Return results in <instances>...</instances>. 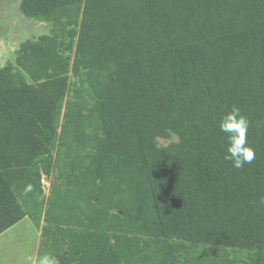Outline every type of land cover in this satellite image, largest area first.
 Instances as JSON below:
<instances>
[{
	"label": "trees",
	"instance_id": "1",
	"mask_svg": "<svg viewBox=\"0 0 264 264\" xmlns=\"http://www.w3.org/2000/svg\"><path fill=\"white\" fill-rule=\"evenodd\" d=\"M18 8L50 27L0 66V234L31 219L34 264H264V0Z\"/></svg>",
	"mask_w": 264,
	"mask_h": 264
},
{
	"label": "rangeland",
	"instance_id": "2",
	"mask_svg": "<svg viewBox=\"0 0 264 264\" xmlns=\"http://www.w3.org/2000/svg\"><path fill=\"white\" fill-rule=\"evenodd\" d=\"M19 0H0V66L12 61L20 42L47 33L49 24L25 17L18 8ZM172 139H175L174 137ZM159 144L169 140L158 138ZM44 195L49 180L42 176ZM40 240V229L24 217L0 235V264H34Z\"/></svg>",
	"mask_w": 264,
	"mask_h": 264
},
{
	"label": "clouds",
	"instance_id": "3",
	"mask_svg": "<svg viewBox=\"0 0 264 264\" xmlns=\"http://www.w3.org/2000/svg\"><path fill=\"white\" fill-rule=\"evenodd\" d=\"M220 131L227 134L228 146L224 156L225 160L231 161L232 166L236 169L243 168L255 159L254 149L248 140V130L250 121L242 114L238 106H231L226 110L220 120ZM32 185L26 184L23 189V195L27 196L32 192ZM36 264H59L57 258L50 254L41 255Z\"/></svg>",
	"mask_w": 264,
	"mask_h": 264
},
{
	"label": "crops",
	"instance_id": "4",
	"mask_svg": "<svg viewBox=\"0 0 264 264\" xmlns=\"http://www.w3.org/2000/svg\"><path fill=\"white\" fill-rule=\"evenodd\" d=\"M4 232H5V231H4ZM4 232H3V233H1L0 235L4 234Z\"/></svg>",
	"mask_w": 264,
	"mask_h": 264
}]
</instances>
